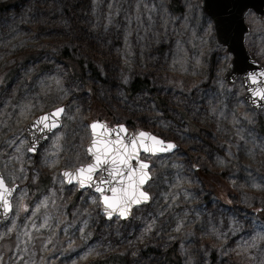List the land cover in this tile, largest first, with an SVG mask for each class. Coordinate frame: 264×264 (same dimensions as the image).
<instances>
[{"label":"rangeland","instance_id":"rangeland-1","mask_svg":"<svg viewBox=\"0 0 264 264\" xmlns=\"http://www.w3.org/2000/svg\"><path fill=\"white\" fill-rule=\"evenodd\" d=\"M199 2L0 0V172L16 185L0 264H264V108L223 80L231 56ZM245 22L264 66V19ZM137 78L148 88L127 92ZM59 106L60 127L30 153L25 127ZM94 120L177 146L141 155L150 199L125 219L105 218L98 193L62 176L89 161Z\"/></svg>","mask_w":264,"mask_h":264},{"label":"water","instance_id":"water-1","mask_svg":"<svg viewBox=\"0 0 264 264\" xmlns=\"http://www.w3.org/2000/svg\"><path fill=\"white\" fill-rule=\"evenodd\" d=\"M199 7L203 12V14L210 20L216 45L224 48L226 52L231 56L230 61L222 75L223 80L227 85H231L237 79H239L244 90V96H243L244 101L253 111L257 112L262 110L264 108V100H261L258 95L253 96V91L254 90L259 91L264 89V74H262L264 73V66L253 58V56L250 54L249 50L245 45V38L250 32V28L245 22V16L249 11H253L256 14V16H258L261 19H264V0H200ZM56 108L63 109L62 106ZM54 109L46 113H51L53 112ZM42 115H39L38 117L30 121L28 125L25 127V135L28 139V151L29 148H32L33 146L35 147L34 151H29L30 153H34L36 149L39 147V145L45 142V140L48 138L50 133L53 132L56 128L60 127L61 125L60 121L62 114L59 117V123L57 127L52 128L51 131L44 129L42 125H35V121ZM94 121L99 122L97 125L95 136L93 134L92 128L90 127V125ZM94 121L89 123L91 139L86 145V151L90 159L86 164L78 166L77 168L93 163L94 162L93 153H103L105 144L109 140L115 141L119 137V139L124 141V143L131 145V137L135 136L138 132L150 133L148 131H144L141 129L131 130L128 129L125 125L124 127L126 131H119L117 129V126L123 124H117L112 127H109L102 120H94ZM104 129H110L111 131H107ZM150 134L156 136L152 133ZM93 139H95L97 143L93 147L92 153H90L88 149L89 146L92 145ZM165 142L167 143L169 141H165ZM170 142L173 143L172 141ZM149 143H151V141H149ZM165 148H166V144H165ZM176 148L177 146L175 145V147L172 149L158 151L155 153L145 152L142 148H140L138 149V155L133 156V158L129 161V163L135 166L137 159L142 160L141 159L142 154L149 156H158L173 152ZM144 162L148 165L149 168L150 165L149 162L147 161ZM108 168H109L108 165L102 164L100 168H97L92 173L91 182L86 183L83 187H81L76 180H70V178H67L63 175L64 172H72L75 169L64 170L62 172V176L67 184L76 183L78 185L79 190H82L84 188H89L100 195V193L95 190L96 181H99L102 178L105 180L108 179ZM148 168L146 169V171L149 173ZM101 169H103V171ZM99 171L101 172L99 178L97 179L94 178L95 174L98 173ZM127 172L128 170L125 169L124 179H125V183L130 188V181L128 180ZM0 176H2L1 172H0ZM149 179H150V173H149ZM147 181L140 186L141 191H145L144 186L146 185ZM113 183L116 184L117 187H119V183H120L119 178H117L116 181H113ZM6 186L12 189V194L9 200L11 205V198L16 189V185L8 186L6 184ZM102 187L105 189V195L108 196L112 195L111 191L108 190L107 183L103 184ZM148 201L149 198L147 201L142 200L140 203L133 204L129 209L127 216H120L119 212H113L111 217L118 216L121 219H125L130 215L131 210L134 207L140 206L144 203H147ZM100 210L104 214L105 218H111L105 213L104 204L101 198H100ZM10 213H11V207L7 213H4L3 209L0 208V226L9 219Z\"/></svg>","mask_w":264,"mask_h":264},{"label":"snow or ice","instance_id":"snow-or-ice-1","mask_svg":"<svg viewBox=\"0 0 264 264\" xmlns=\"http://www.w3.org/2000/svg\"><path fill=\"white\" fill-rule=\"evenodd\" d=\"M264 74V73H262ZM251 75V74H250ZM259 96L261 100H264V89L259 91H253V96ZM63 113L62 108H56L51 113H45L40 116L35 125H42L44 129L51 131L52 128L57 127L59 123V117ZM99 122L94 121L90 127L93 130L95 136L97 125ZM103 128V126H102ZM119 131H126L124 125H118ZM111 131L110 129H104ZM151 141V143H149ZM97 141L93 139L92 145L89 146L88 151L92 153L93 147ZM166 144V148H165ZM173 143L165 142L157 136H153L147 132H138L135 136L131 137V145L124 143L119 137L115 141H107L103 153H93L94 162L86 166L75 169L72 172H64L63 175L70 180H76L81 187L86 183L91 182L92 173L100 168L101 165H108V179H101L96 181L95 190L100 193V198L104 204L105 213L111 217L113 212H119L120 216H127L129 209L133 204L140 203L142 200L147 201L149 196L145 191L140 190V186L143 185L149 179V173L146 171L148 165L137 159L135 166L131 165L129 161L133 156L138 155V149L142 148L145 152H158L174 148ZM35 147L29 148V151H34ZM103 157V158H101ZM127 169V177L130 181V188L125 183L124 170ZM103 171V169H101ZM119 178V187L113 183ZM108 184V190L112 195H105V189L103 184ZM256 186V185H254ZM12 189L6 186V182L3 176H0V208L4 213H7L11 207L10 197ZM179 227V226H178ZM11 231V229H9Z\"/></svg>","mask_w":264,"mask_h":264},{"label":"trees","instance_id":"trees-1","mask_svg":"<svg viewBox=\"0 0 264 264\" xmlns=\"http://www.w3.org/2000/svg\"><path fill=\"white\" fill-rule=\"evenodd\" d=\"M59 58H61L66 63V65L70 69L71 73H73V75L77 76L83 73V64L81 61L74 59L70 55H66V53H63L62 55H60ZM91 63H93V61H91L90 64L88 63V68L92 66ZM90 69H92L93 73H97L96 66L91 67ZM147 88H148V81L146 79L137 78L128 85V87L126 88V91L132 94L140 89H147ZM258 130L259 132L264 134V125L260 124ZM260 216L264 217V215H260ZM172 256H175V249H172L170 251V254L168 257L169 261L172 260L171 259ZM177 261L178 260L174 261V263L179 264ZM90 264H128V261L125 259L123 255L114 254V255H110L104 260H95Z\"/></svg>","mask_w":264,"mask_h":264}]
</instances>
